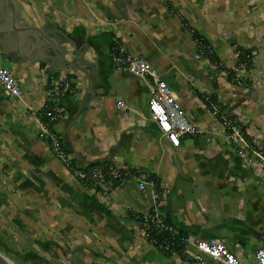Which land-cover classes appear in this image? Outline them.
I'll use <instances>...</instances> for the list:
<instances>
[{
    "label": "crops",
    "instance_id": "crops-1",
    "mask_svg": "<svg viewBox=\"0 0 264 264\" xmlns=\"http://www.w3.org/2000/svg\"><path fill=\"white\" fill-rule=\"evenodd\" d=\"M12 3L17 27L43 31L59 45L62 58L52 49L44 50L42 61L31 53L15 62L0 57L23 93L10 98L0 87V233L17 230L41 240L54 263L184 264L180 255L166 257L145 237L138 217L152 205L136 181L91 188L39 139L42 103L52 85L65 79L75 94L62 100L66 116L57 129L76 168L106 163L145 170L166 194L162 213L181 231L220 240L252 262L264 248V174L249 169L240 150L212 124L206 99L217 101L224 114L244 116L250 140L264 150V106L256 99L262 71L252 62L248 87L234 86L213 69L188 28L228 68L236 48L252 47L259 54L264 5L257 0ZM113 42L158 68L200 134L177 144L163 136L149 109V82L114 69Z\"/></svg>",
    "mask_w": 264,
    "mask_h": 264
},
{
    "label": "built area",
    "instance_id": "built-area-1",
    "mask_svg": "<svg viewBox=\"0 0 264 264\" xmlns=\"http://www.w3.org/2000/svg\"><path fill=\"white\" fill-rule=\"evenodd\" d=\"M255 55L256 51L252 47L236 48L230 67L224 68L219 62H213V69L224 73L234 86L245 89L249 85L250 68ZM109 57L117 71L129 72L149 82L151 115L160 132L170 142L177 144L186 137L200 134L182 110L171 86L154 64L145 58L127 54L118 42L112 43ZM0 87L10 98L22 97L19 81L9 69L2 66ZM74 94L65 79L52 85L39 112L42 122L38 137L49 144L56 159L78 180L94 189L107 185L111 188H121L130 181H136L143 197L152 205L151 212L138 217V221L145 237L166 257L177 254L176 251L180 249L185 254L184 264H264V248L257 250L252 262H245L220 240L184 236L179 227L170 225L161 210L166 194L158 189L157 183L149 178L145 170L106 163H97L84 169L76 168L71 153L65 148L57 129L66 116L62 100ZM206 102L211 110L212 124L225 133L231 145L240 150L244 164L257 174H264V150L250 140L244 116L224 114L220 104L211 97L206 99ZM118 106L122 107V104Z\"/></svg>",
    "mask_w": 264,
    "mask_h": 264
},
{
    "label": "water",
    "instance_id": "water-1",
    "mask_svg": "<svg viewBox=\"0 0 264 264\" xmlns=\"http://www.w3.org/2000/svg\"><path fill=\"white\" fill-rule=\"evenodd\" d=\"M257 1L259 6L264 5V0ZM46 49H52L62 58L59 45L43 31L17 27L16 10L12 0H0V57L15 62L21 58H28L31 53L42 61ZM258 49L259 54L253 58V63L262 71V89L261 94L257 92L256 99L264 106V45H260ZM63 63L66 64L65 61Z\"/></svg>",
    "mask_w": 264,
    "mask_h": 264
},
{
    "label": "rangeland",
    "instance_id": "rangeland-1",
    "mask_svg": "<svg viewBox=\"0 0 264 264\" xmlns=\"http://www.w3.org/2000/svg\"><path fill=\"white\" fill-rule=\"evenodd\" d=\"M3 235L0 233V264H62L54 263L55 257L47 254L39 239L25 238L11 229Z\"/></svg>",
    "mask_w": 264,
    "mask_h": 264
},
{
    "label": "trees",
    "instance_id": "trees-1",
    "mask_svg": "<svg viewBox=\"0 0 264 264\" xmlns=\"http://www.w3.org/2000/svg\"><path fill=\"white\" fill-rule=\"evenodd\" d=\"M184 25L188 28V24L186 23V21H184ZM188 30L190 31V33L192 34L194 40L196 42L199 43L200 45V48L203 52V54L208 57L212 62H218L216 57L213 55V53L211 52V49H210V46L209 44L207 43L206 40H204L197 32H195L194 30L192 29H189ZM111 47V46H110ZM111 61V60H110ZM252 62H253V59H252ZM95 164L91 165V166H94ZM157 185H158V182L156 181ZM167 218V222L172 225V226H176V224L173 222L172 219H170L168 216H166ZM184 236L187 235L186 233H182ZM176 253L178 255H180L183 259L185 258V254L179 249L176 251Z\"/></svg>",
    "mask_w": 264,
    "mask_h": 264
}]
</instances>
